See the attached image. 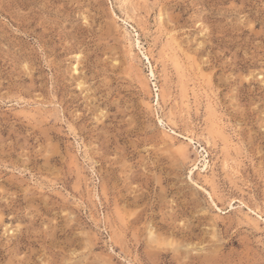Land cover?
I'll return each instance as SVG.
<instances>
[{
  "label": "rangeland",
  "instance_id": "rangeland-1",
  "mask_svg": "<svg viewBox=\"0 0 264 264\" xmlns=\"http://www.w3.org/2000/svg\"><path fill=\"white\" fill-rule=\"evenodd\" d=\"M0 264H264V0H0Z\"/></svg>",
  "mask_w": 264,
  "mask_h": 264
},
{
  "label": "bare ground",
  "instance_id": "bare-ground-1",
  "mask_svg": "<svg viewBox=\"0 0 264 264\" xmlns=\"http://www.w3.org/2000/svg\"><path fill=\"white\" fill-rule=\"evenodd\" d=\"M130 3H132V2H130ZM125 4V6H126V3H124ZM129 4H127V6H128ZM131 6H132V4H130ZM123 7V6H122ZM132 8V7H131ZM124 9V8H123ZM123 9H121L122 10V12H123ZM127 9H128V7H127ZM127 9H125V10H127ZM133 9H135V7H133ZM136 11V10H135ZM128 12V11H127ZM127 12H126V14H127ZM124 15H125V13H124ZM129 15H131V12H130V14ZM128 17V16H127ZM132 17V16H131ZM133 19H135V18H133ZM126 22H127V20L126 19H124ZM139 26V25H138ZM141 28V27H140ZM142 29V28H141ZM144 30V29H143ZM172 38V37H171ZM137 40V39H136ZM171 40V39H170ZM134 41V40H133ZM139 41V40H138ZM135 42V41H134ZM174 42V41H173ZM132 45V44H131ZM134 45V44H133ZM137 45H138V43H137ZM140 45V44H139ZM175 46V45H174ZM142 48H143V46H141ZM180 47V46H179ZM175 48V47H174ZM173 48V49H174ZM130 49V48H129ZM176 49V48H175ZM178 50H179V48H178ZM130 52H132V51H130ZM181 52H182V50H181ZM149 53H150V51H149ZM173 53V52H172ZM179 53V52H178ZM167 54V53H166ZM146 56H148V55H146ZM181 57H182V55H180ZM175 57V56H174ZM182 58H184V57H182ZM147 59H148V57H147ZM179 59V58H178ZM177 60V59H176ZM176 60H175V62H176ZM180 61H181V59H180ZM178 63V62H177ZM180 64V63H179ZM178 64V65H179ZM184 64V63H183ZM190 64H191V62H190ZM177 66V65H176ZM180 66V65H179ZM183 66H185V65H183ZM182 66V67H183ZM181 67V68H182ZM190 69H191V67H190ZM198 69V68H197ZM182 70V69H181ZM181 70H180V73H181ZM185 70V69H184ZM189 72V71H188ZM191 73V72H190ZM185 74H186V72H185ZM151 75L152 76H154V73H153V71L151 72ZM183 76V75H182ZM189 78V77H188ZM180 79V78H179ZM191 79V78H190ZM192 80H194V79H192ZM199 80V79H198ZM185 81V80H184ZM186 82V81H185ZM189 82H191V81H189ZM193 82V81H192ZM191 86V85H190ZM195 87V86H194ZM192 88H193V86H192ZM160 89V88H159ZM163 90V89H162ZM194 90V89H193ZM163 92V91H162ZM165 92H163V93H161V94H164ZM187 93V92H186ZM184 94V93H183ZM185 95V94H184ZM192 95V94H191ZM207 95V94H206ZM164 97V96H163ZM186 97V96H185ZM184 97V98H185ZM206 98H207V96H206ZM188 102V101H187ZM209 102V101H208ZM160 120V119H159ZM170 121V120H169ZM168 121V122H169ZM217 121V120H216ZM164 122V121H163ZM218 124H219V122H217ZM165 124V123H164ZM217 124V125H218ZM161 125H162V123H161ZM221 128V127H220ZM172 129V128H171ZM173 130V129H172ZM174 131V130H173ZM175 132V131H174ZM172 133V132H171ZM228 133V132H227ZM176 134V133H175ZM174 133H173V135H175ZM178 135H180V134H178ZM177 136V135H176ZM170 137H172V136H170ZM191 138V137H190ZM171 139V138H170ZM189 139V138H188ZM207 139V138H206ZM208 141V140H207ZM191 142H192V140H191ZM229 142V141H228ZM207 166H210V165H208L207 164ZM207 166H204V167H207ZM191 172V171H190Z\"/></svg>",
  "mask_w": 264,
  "mask_h": 264
}]
</instances>
